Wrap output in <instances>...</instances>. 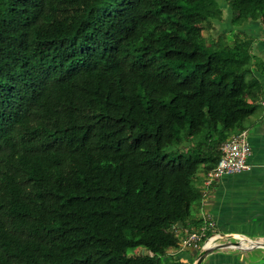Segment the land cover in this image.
I'll list each match as a JSON object with an SVG mask.
<instances>
[{
	"label": "trees",
	"instance_id": "trees-1",
	"mask_svg": "<svg viewBox=\"0 0 264 264\" xmlns=\"http://www.w3.org/2000/svg\"><path fill=\"white\" fill-rule=\"evenodd\" d=\"M250 22L264 0H0V264H192L203 181L261 106Z\"/></svg>",
	"mask_w": 264,
	"mask_h": 264
},
{
	"label": "crops",
	"instance_id": "crops-1",
	"mask_svg": "<svg viewBox=\"0 0 264 264\" xmlns=\"http://www.w3.org/2000/svg\"><path fill=\"white\" fill-rule=\"evenodd\" d=\"M257 37L256 51L264 58V28L259 22L245 25ZM260 110L250 119L247 138L251 147L249 168L235 174H225L211 183L203 181L204 195L196 206L197 219L213 222L211 233H217L215 242L226 243L241 239L244 245L264 243V75ZM243 246V245H241ZM264 248V246H257ZM255 247V248H256ZM235 247L213 251L207 264H243ZM244 250H249L244 247ZM198 249L181 246L176 256L192 264L198 258ZM207 256V257H208Z\"/></svg>",
	"mask_w": 264,
	"mask_h": 264
},
{
	"label": "built area",
	"instance_id": "built-area-1",
	"mask_svg": "<svg viewBox=\"0 0 264 264\" xmlns=\"http://www.w3.org/2000/svg\"><path fill=\"white\" fill-rule=\"evenodd\" d=\"M251 153V147L247 138V131H242L234 135L230 140L222 145V155L217 166L208 174L207 183H211L218 177L225 174L240 173L249 168L248 157ZM213 222L203 220V223L197 229H185V237L181 246L191 245L198 250L213 247L218 244L215 242L217 233L206 235L208 229L211 230ZM254 243L250 244L251 246Z\"/></svg>",
	"mask_w": 264,
	"mask_h": 264
},
{
	"label": "rangeland",
	"instance_id": "rangeland-1",
	"mask_svg": "<svg viewBox=\"0 0 264 264\" xmlns=\"http://www.w3.org/2000/svg\"><path fill=\"white\" fill-rule=\"evenodd\" d=\"M230 22L228 18V13L227 10H225V20L221 23L218 24L216 29L213 31L214 34H217L218 32L221 31H226L230 29ZM231 241H237V240H231ZM235 255L240 256L243 264H263L264 263V248L256 247L252 248L249 250H240L234 248L232 251ZM210 257H205L201 264H207L209 261Z\"/></svg>",
	"mask_w": 264,
	"mask_h": 264
},
{
	"label": "water",
	"instance_id": "water-1",
	"mask_svg": "<svg viewBox=\"0 0 264 264\" xmlns=\"http://www.w3.org/2000/svg\"><path fill=\"white\" fill-rule=\"evenodd\" d=\"M243 241L241 239H237V241H228L226 243H218L217 245L213 246V247H207L204 249H201L198 251V258L197 260L193 263V264H201V262L203 261V259L205 257H207L210 253H212L215 250L221 249V248H228V247H233V245H235L236 249H240V250H244V247H241L240 244ZM257 246H264L263 242H259V243H254L251 247H246L247 249H252L255 248Z\"/></svg>",
	"mask_w": 264,
	"mask_h": 264
},
{
	"label": "bare ground",
	"instance_id": "bare-ground-1",
	"mask_svg": "<svg viewBox=\"0 0 264 264\" xmlns=\"http://www.w3.org/2000/svg\"><path fill=\"white\" fill-rule=\"evenodd\" d=\"M243 245V246H241ZM241 247H248L249 245H244L243 243L240 244ZM233 247H235V245H233Z\"/></svg>",
	"mask_w": 264,
	"mask_h": 264
}]
</instances>
